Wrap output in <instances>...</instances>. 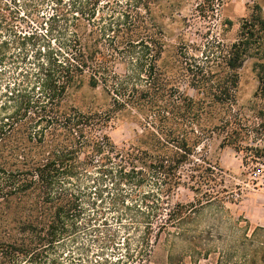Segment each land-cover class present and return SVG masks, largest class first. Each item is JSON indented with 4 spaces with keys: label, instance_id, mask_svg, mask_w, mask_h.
Returning <instances> with one entry per match:
<instances>
[{
    "label": "trees",
    "instance_id": "16d2710c",
    "mask_svg": "<svg viewBox=\"0 0 264 264\" xmlns=\"http://www.w3.org/2000/svg\"><path fill=\"white\" fill-rule=\"evenodd\" d=\"M123 1L0 0V264H264V227L241 229L225 172L207 158L216 139L264 177V64L248 114L235 97L238 71L263 55L260 7L231 44L200 52L189 95L156 68L162 38L147 17L159 0ZM221 4L196 12L214 20ZM83 83L110 107L169 92L168 107L118 147L115 108L66 104ZM180 189L191 196L178 200Z\"/></svg>",
    "mask_w": 264,
    "mask_h": 264
},
{
    "label": "rangeland",
    "instance_id": "374dc122",
    "mask_svg": "<svg viewBox=\"0 0 264 264\" xmlns=\"http://www.w3.org/2000/svg\"><path fill=\"white\" fill-rule=\"evenodd\" d=\"M200 3L202 0H159L156 5L152 4L151 15L147 17L148 22L158 26L161 33L162 53L156 62L160 80L166 89L177 86L180 92L189 95L194 93L189 88L192 73L197 65L202 64L200 52L214 47L215 39L226 45L231 44L241 20L248 18L255 6L260 7L264 17V0H222L214 20L199 17L196 7ZM225 21L230 24L224 25ZM256 63L264 64V51L261 59H248L238 71L236 108L244 114H248L249 104L257 88ZM115 72L125 74L120 64L115 65ZM134 83L143 85L139 80ZM168 94L153 92L147 97L132 100L127 107H110V97L101 88L94 90L83 83L69 91L66 104L82 112L115 108L107 134L116 146L121 147L152 130L150 127L159 125L157 113L162 107H168ZM207 158L225 172L226 186L233 191L236 201L234 205H229V209L234 218L242 221L241 229L246 223L250 230L264 227V177L258 176L254 180L252 171L242 165L241 156L229 148L220 149L216 139L208 143ZM177 193L178 200L182 201L191 196L182 189ZM176 200L174 197L173 201ZM106 217L109 218V214ZM6 218H10L8 214H0V223Z\"/></svg>",
    "mask_w": 264,
    "mask_h": 264
}]
</instances>
